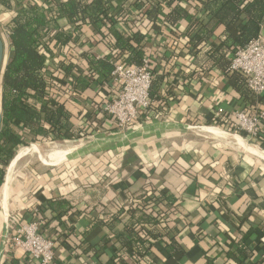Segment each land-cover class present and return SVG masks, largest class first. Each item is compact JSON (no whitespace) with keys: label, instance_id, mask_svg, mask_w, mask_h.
Here are the masks:
<instances>
[{"label":"crops","instance_id":"1","mask_svg":"<svg viewBox=\"0 0 264 264\" xmlns=\"http://www.w3.org/2000/svg\"><path fill=\"white\" fill-rule=\"evenodd\" d=\"M132 10L138 13L134 5ZM164 10H168L166 5ZM14 15V10L0 12V33L6 40L7 24ZM157 22L162 29L152 42L149 56L154 72L167 74L160 90V106L152 105L137 124L127 129L107 117L104 129L94 130L88 138L104 133L109 136L94 139L88 144L90 149L85 146L67 159L47 158L42 162L47 166H19L21 158L5 189L16 154L0 191V264H38L13 245L12 236L19 224L31 220L36 208L47 209L48 200L59 198L72 204L60 221L49 210L40 212L42 233L56 240L58 263L109 264L120 246V232L140 214L127 209L132 205L130 200L142 197L149 188L174 199L175 204L165 199L153 206L157 211H167L162 220L165 231L152 241L144 257L136 263L131 259L127 262L206 264L209 255H217L216 264H238L222 256L243 237L254 248L245 264H255L264 257V120L260 138L241 135L244 145L259 152L255 154L240 145L228 128L234 125L237 110L246 106L264 110L259 102L261 95H241L229 83L227 73L207 59L202 61V68L197 67L190 48L173 55L184 38L186 20L178 22L176 35H172L163 15ZM82 29L90 39L78 46L75 54L77 64L85 68L81 52L91 51L103 58L112 53L115 37L101 34L93 25H83ZM225 29L224 25L216 27L211 41L221 44ZM4 53L9 55V46ZM109 92V88L96 85L78 96L75 104H69L79 118L75 117L76 123H82L81 118L89 119L90 114L102 116L103 104L96 108L95 102H105ZM89 111L93 113L84 119ZM218 117L227 119L226 124L216 125ZM209 127L225 136L206 130ZM41 139L50 143L72 141L45 137L37 142ZM122 208L125 211L119 220L110 225L112 216ZM140 232L144 233L142 229ZM173 237L183 249L170 254L166 245Z\"/></svg>","mask_w":264,"mask_h":264},{"label":"trees","instance_id":"2","mask_svg":"<svg viewBox=\"0 0 264 264\" xmlns=\"http://www.w3.org/2000/svg\"><path fill=\"white\" fill-rule=\"evenodd\" d=\"M132 5L138 13L133 12ZM11 10L15 15L7 24V40L0 33L4 51L9 46V55L4 53L0 73V191L9 164L21 147L45 137L57 140L88 138L94 130L104 129L103 121L108 117L104 111L102 116L90 114L89 119H85L88 117L85 115L92 112L89 111L84 114L85 120L81 118L82 123L79 120L76 123L78 116L69 109V104H75L77 96L96 85L111 87L114 58L131 65L143 64L162 29L157 22L160 14L172 35H176L181 19L188 22L184 38L173 50V55H179L182 48H190L197 67L202 68V61L207 59L227 73L229 83L241 95L250 97L252 93L246 75L242 71H231L230 63L238 49L262 36L264 0H0V12ZM121 23H126L127 27L123 24L121 27ZM83 25H93L101 34L111 33L115 37L112 53L103 58L91 51L81 52L85 68L77 64L75 54L78 46L90 39L84 36ZM219 25L226 29L224 40L216 45L211 39ZM207 43L208 47L204 48ZM167 60L169 57L166 56ZM154 73L150 96L152 105L157 108L163 99L160 90L167 74L164 71ZM55 94L64 96L65 102L54 99ZM259 102L264 105V94L259 97ZM95 104L99 108L104 101ZM226 122L227 119L221 117L214 120L216 125ZM228 128L242 136L248 135L233 124ZM140 199L139 203L127 208L140 214L135 220L132 216V221L120 232V246L109 264H131L127 259L136 263L147 254L152 241L162 237L165 231L166 224L162 220L167 211H157L153 206L162 204L165 199L174 203V199L157 195L153 190L150 196ZM47 205V209L39 207V212L49 210L59 221L72 208L66 198L48 200ZM124 209L112 216L110 225L119 220ZM166 249L172 254L183 248L173 237ZM253 253L254 248L248 246L243 237L225 255H220L245 264ZM216 260L217 255H209L206 264H216ZM255 264H264V257Z\"/></svg>","mask_w":264,"mask_h":264},{"label":"built area","instance_id":"3","mask_svg":"<svg viewBox=\"0 0 264 264\" xmlns=\"http://www.w3.org/2000/svg\"><path fill=\"white\" fill-rule=\"evenodd\" d=\"M6 33L8 36L9 31ZM113 62L115 68L103 111L108 117L114 118L120 128L127 129L137 124L141 116L152 107L150 88L154 78V63L150 56L141 65H131L117 58H114ZM230 70L242 71L247 77V86L252 93L257 96L264 94V37L254 38L245 47L238 49L231 60ZM68 92L71 91L68 89ZM53 98L65 102L64 96L58 97L55 94ZM234 115L236 121L233 127L247 132L252 138H258L262 133L264 110L246 106L237 110ZM234 134L241 136L238 132ZM151 194L152 190L146 189L142 196ZM140 200V197L132 198L130 203L135 205ZM11 241L16 248L29 254L38 264H59L56 240L42 233L41 217L37 208L30 221L17 226Z\"/></svg>","mask_w":264,"mask_h":264},{"label":"rangeland","instance_id":"4","mask_svg":"<svg viewBox=\"0 0 264 264\" xmlns=\"http://www.w3.org/2000/svg\"><path fill=\"white\" fill-rule=\"evenodd\" d=\"M230 133H237V132H231L230 131ZM104 136H109V135H108V133H104L103 135H100V136L95 135L94 137H90L88 139L85 138V139H82V140H75L74 139L72 141H58L56 143H50V141H48V140L41 139L39 142L32 143L31 146L33 144H35L37 146L38 150H39V153L42 156L37 157L36 155L28 154V155H26V156L23 157V159L20 161V163L18 165L19 166H23L24 164H30V165H35V164L37 165V164H39L40 166H47L48 164L47 165H44L42 162L45 159H47V157H48L47 155L50 154L51 152L57 151V150H66V149H75L76 152H77V150L80 149L81 145H83V144H89L94 139L103 138ZM236 136H240V135H236ZM60 146H61V148H60ZM91 147L92 146H90V145H88V146L86 145V147L84 149H90Z\"/></svg>","mask_w":264,"mask_h":264},{"label":"bare ground","instance_id":"5","mask_svg":"<svg viewBox=\"0 0 264 264\" xmlns=\"http://www.w3.org/2000/svg\"><path fill=\"white\" fill-rule=\"evenodd\" d=\"M196 127V126H195ZM200 127V126H199ZM204 127V126H203ZM206 130H210L218 135H222V136H225L223 133H221V131L217 128H214V127H209V128H206ZM234 138H239L238 139V143L242 146H246L244 145V141L241 139L242 137L240 136H236L234 135ZM113 140V139H112ZM86 145L88 144H83L81 145L80 149L84 148ZM70 146V145H69ZM72 146V145H71ZM55 147V146H54ZM57 147V146H56ZM77 147V146H76ZM61 148V146H60ZM59 148V149H60ZM73 148V147H72ZM79 148V147H78ZM246 148H248V146H246ZM63 149V148H62ZM77 149V148H76ZM79 149V150H80ZM249 150H252L255 154L256 153H259L258 151H254V149L252 148H248ZM51 150V149H50ZM78 151V150H77ZM241 151V150H240ZM76 153V150L75 149H66V150H57V151H53L51 152L50 154H48L47 158L48 159H67L71 156H73L74 154ZM28 154H32V155H36L37 157H40L42 156L40 153H39V150L37 148V146L35 144H33L32 146H28V147H21L19 150H18V153H17V156L16 158L13 160L12 162V165H10V169H9V173H8V176H7V182H6V185H5V189H7L9 187V184H10V181L12 180V174H13V171H14V167L16 165V162L18 160H20L21 158H23L24 156L28 155ZM264 155V154H263ZM35 156V157H36ZM29 165V164H28ZM27 165V166H28ZM24 166V165H23ZM19 167V166H18ZM9 168V167H8ZM20 174V173H19ZM14 180V179H13ZM12 182V181H11Z\"/></svg>","mask_w":264,"mask_h":264},{"label":"water","instance_id":"6","mask_svg":"<svg viewBox=\"0 0 264 264\" xmlns=\"http://www.w3.org/2000/svg\"><path fill=\"white\" fill-rule=\"evenodd\" d=\"M264 35V32H263ZM3 61H4V42L2 37L0 36V73H1V69L3 66ZM1 126H2V113L0 111V130H1Z\"/></svg>","mask_w":264,"mask_h":264}]
</instances>
